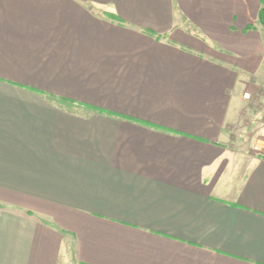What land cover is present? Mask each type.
I'll return each mask as SVG.
<instances>
[{
	"label": "crops",
	"instance_id": "1",
	"mask_svg": "<svg viewBox=\"0 0 264 264\" xmlns=\"http://www.w3.org/2000/svg\"><path fill=\"white\" fill-rule=\"evenodd\" d=\"M263 7L0 0V264H264Z\"/></svg>",
	"mask_w": 264,
	"mask_h": 264
},
{
	"label": "rangeland",
	"instance_id": "2",
	"mask_svg": "<svg viewBox=\"0 0 264 264\" xmlns=\"http://www.w3.org/2000/svg\"><path fill=\"white\" fill-rule=\"evenodd\" d=\"M242 98L241 111L238 121L233 124L229 143L236 152L242 150L258 153L260 130L264 127V74L259 78L250 77Z\"/></svg>",
	"mask_w": 264,
	"mask_h": 264
},
{
	"label": "trees",
	"instance_id": "3",
	"mask_svg": "<svg viewBox=\"0 0 264 264\" xmlns=\"http://www.w3.org/2000/svg\"><path fill=\"white\" fill-rule=\"evenodd\" d=\"M112 17V16H111ZM113 18V17H112ZM258 22L264 27V7L260 10L258 15Z\"/></svg>",
	"mask_w": 264,
	"mask_h": 264
},
{
	"label": "built area",
	"instance_id": "4",
	"mask_svg": "<svg viewBox=\"0 0 264 264\" xmlns=\"http://www.w3.org/2000/svg\"><path fill=\"white\" fill-rule=\"evenodd\" d=\"M247 95H245L244 97H246Z\"/></svg>",
	"mask_w": 264,
	"mask_h": 264
}]
</instances>
